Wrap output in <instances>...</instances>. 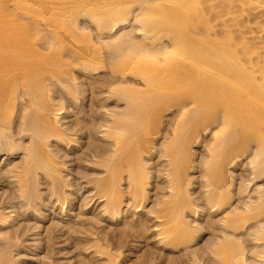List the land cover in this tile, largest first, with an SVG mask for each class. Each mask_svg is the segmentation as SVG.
<instances>
[{
    "label": "rangeland",
    "instance_id": "1",
    "mask_svg": "<svg viewBox=\"0 0 264 264\" xmlns=\"http://www.w3.org/2000/svg\"><path fill=\"white\" fill-rule=\"evenodd\" d=\"M181 1L0 0V264H264V4Z\"/></svg>",
    "mask_w": 264,
    "mask_h": 264
},
{
    "label": "bare ground",
    "instance_id": "2",
    "mask_svg": "<svg viewBox=\"0 0 264 264\" xmlns=\"http://www.w3.org/2000/svg\"><path fill=\"white\" fill-rule=\"evenodd\" d=\"M177 1H178L177 2V7L184 6V2H182L181 0H177ZM261 1L264 4V0H261ZM174 25H175V36L177 37V36H179V34L182 33L181 24L178 23V22H175ZM177 38L180 40V43H183L185 41L184 37H182L181 39H180V37H177ZM0 44L1 45L7 44L6 39L0 37ZM188 55L191 56V57H193L195 55L202 56L203 60L205 61V64H207V65L212 64V63H220V64H223V65L226 64V61L222 57H219L218 55L217 56H215V55L214 56H210L209 55V47L203 45L201 42H198V48H193V49L189 50ZM197 68L202 71V74H203L202 78L199 79L197 76L196 77L192 76L190 78L191 79L190 80V84L183 86L184 90L193 92L194 95L202 97V98H204L207 101L218 100V101H220L221 104L226 105L225 106L226 108H227V106H232L233 108L236 107V111H238L237 107H239V105L241 103L240 96H241V91L242 90L240 88L238 89L234 85H230V84L227 85L222 90L221 89H215L214 87H216L217 84H209V83H207V76L209 78H211V79L222 78L221 74L219 72H217V71L209 70L203 64L197 65ZM2 75H3V73L0 70V86L2 84V79H1ZM175 81H176V78H175ZM258 86L259 87H263L262 84L261 85L259 84ZM208 87H213V88H208ZM260 95L261 96H258L257 98L263 102L264 101V95L263 94H260ZM250 96H252V95H250ZM252 97H250V98H252ZM250 98L248 97V99H250ZM258 99L254 98L253 100H256V102H257ZM253 100L252 101L251 100H245L244 103H241V104H243L241 107H243L245 109L247 107V110L250 109V105L251 106H255L254 108H256L255 109L256 111H254L253 110L254 108H252L253 112L255 113L254 114L255 116H253L252 114H249V117H250V115H252V117L248 118V117H245V116H248V113H247V115L243 114L244 117H243L242 122L254 121V120L259 119L260 116H264V107H259L260 106L259 104H258L259 106H257L256 103L253 102ZM241 107H239V108H241ZM250 111H249V113H251ZM245 118L247 119L246 121L244 120ZM231 120L233 121L234 119H231ZM234 121L237 122V119H235ZM231 124H232V122H231Z\"/></svg>",
    "mask_w": 264,
    "mask_h": 264
}]
</instances>
